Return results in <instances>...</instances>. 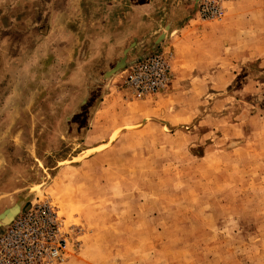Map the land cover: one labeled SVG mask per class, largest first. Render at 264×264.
Returning <instances> with one entry per match:
<instances>
[{"label": "rangeland", "instance_id": "374dc122", "mask_svg": "<svg viewBox=\"0 0 264 264\" xmlns=\"http://www.w3.org/2000/svg\"><path fill=\"white\" fill-rule=\"evenodd\" d=\"M94 1L0 0V215L51 202L60 264H264V0H156L180 59L120 35L99 68ZM159 46L168 89L137 96L122 71Z\"/></svg>", "mask_w": 264, "mask_h": 264}, {"label": "built area", "instance_id": "2783aa9c", "mask_svg": "<svg viewBox=\"0 0 264 264\" xmlns=\"http://www.w3.org/2000/svg\"><path fill=\"white\" fill-rule=\"evenodd\" d=\"M200 16L218 18L221 9L212 1L199 8ZM172 53L159 46L122 71L124 84L141 97L168 89ZM69 235L57 208L48 201L30 202L13 220L0 228V264H60L67 254Z\"/></svg>", "mask_w": 264, "mask_h": 264}, {"label": "crops", "instance_id": "0c3cea01", "mask_svg": "<svg viewBox=\"0 0 264 264\" xmlns=\"http://www.w3.org/2000/svg\"><path fill=\"white\" fill-rule=\"evenodd\" d=\"M136 0H96L94 3L101 9L106 10L105 18H102V22L104 24L105 30L101 31L98 36V40L96 42V46L90 50L85 62L87 63L90 58L98 53L100 55L103 53V59L99 64L95 66L102 67L112 61L111 55H107L109 51V47L113 48L114 43L118 41V37L121 35L123 38H127L124 40L127 46H132V44L137 42H142L141 48H147L151 43L157 42L159 38H163L165 35L161 26L163 18L161 17L160 12H157L156 0H143L138 1L136 4ZM155 7V8H153ZM150 10H147V9ZM100 23V24H101ZM149 25L151 27L150 31L140 37H135L137 30L135 29L137 25ZM168 26V25H165ZM185 26V25H183ZM162 28V29H161ZM170 29V28H169ZM183 27H178L176 29L171 28L166 32L164 38L168 37L169 34L176 35L177 37V47L174 49L176 58L180 59V51L184 49V45H188L189 42L183 39ZM179 34V35H178ZM172 35V36H173ZM100 36H103L100 38ZM105 36L107 38H105ZM163 38V39H164ZM108 56V57H107Z\"/></svg>", "mask_w": 264, "mask_h": 264}, {"label": "bare ground", "instance_id": "6f19581e", "mask_svg": "<svg viewBox=\"0 0 264 264\" xmlns=\"http://www.w3.org/2000/svg\"><path fill=\"white\" fill-rule=\"evenodd\" d=\"M19 206H20V203L17 204L16 206H14L12 209L10 210H6L1 216H0V220L1 222L3 223L2 225H6L7 223H9L13 216L18 212V209H19ZM0 222V223H1Z\"/></svg>", "mask_w": 264, "mask_h": 264}, {"label": "water", "instance_id": "95a60500", "mask_svg": "<svg viewBox=\"0 0 264 264\" xmlns=\"http://www.w3.org/2000/svg\"><path fill=\"white\" fill-rule=\"evenodd\" d=\"M1 215H2V214H1ZM1 215H0V216H1ZM0 222H1V220H0ZM2 222H3V221H2ZM2 222L0 223V226H3V225H2V224H3Z\"/></svg>", "mask_w": 264, "mask_h": 264}]
</instances>
